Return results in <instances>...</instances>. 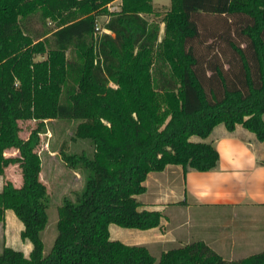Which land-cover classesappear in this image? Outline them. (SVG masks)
<instances>
[{"label":"trees","instance_id":"trees-1","mask_svg":"<svg viewBox=\"0 0 264 264\" xmlns=\"http://www.w3.org/2000/svg\"><path fill=\"white\" fill-rule=\"evenodd\" d=\"M116 1L120 11L112 12ZM153 15L152 0H0V176L11 165L22 174L20 188L0 191V224L11 211L31 246L28 256L4 247L0 264H264V251L226 262L197 241L156 258L110 239L111 225L160 227L162 213L137 200L149 174L217 169L207 141L215 127L240 125L264 144V0H172L161 39L160 26L145 18ZM203 15L220 18L221 32L201 30ZM31 17L54 24L43 35L50 40L36 43L25 31ZM207 37L227 53L210 55L206 46L199 58ZM29 120L38 127L24 140L19 122ZM51 120L77 122L74 138L91 150L64 156L84 184L58 208L44 254L48 194L35 149ZM10 150L18 155L6 157Z\"/></svg>","mask_w":264,"mask_h":264},{"label":"crops","instance_id":"crops-1","mask_svg":"<svg viewBox=\"0 0 264 264\" xmlns=\"http://www.w3.org/2000/svg\"><path fill=\"white\" fill-rule=\"evenodd\" d=\"M207 141L213 144L218 153L217 169L210 172L192 171L184 175L181 167L168 166L161 173L149 174L144 182L146 192L137 196V200L146 210L162 213L161 225L147 230L153 235L149 240L138 235L135 232L138 230H129L126 240L119 242L147 249L149 245L158 243L163 248L170 234L175 236L191 229L193 224L188 222L192 220L194 210L221 209L234 214L249 212L257 220L261 217L258 221L260 226H256L255 221L251 226L242 228V232L237 227L236 232H231L236 234L239 231V239L234 234V239H220L218 245L204 239L198 241L205 243L226 262L238 261L264 251V144L240 125L233 132L219 125ZM185 214L187 222L183 223L180 217ZM167 226H171L169 232L165 230ZM192 242H178L177 247ZM166 251L161 249L158 258ZM242 251L247 254L238 257Z\"/></svg>","mask_w":264,"mask_h":264},{"label":"rangeland","instance_id":"rangeland-1","mask_svg":"<svg viewBox=\"0 0 264 264\" xmlns=\"http://www.w3.org/2000/svg\"><path fill=\"white\" fill-rule=\"evenodd\" d=\"M152 6L155 11L153 16H145V18L152 22H156L160 26V39L163 37L164 24L162 19L167 11L172 6V0H152ZM110 11H120V1L114 2L110 5ZM104 18L98 20L97 29L101 32ZM222 20L212 16H202L201 30L210 32H221L223 28ZM54 24L46 22L44 25L38 17H31L24 23L25 31L33 37L35 42L44 41L49 35H43L54 29ZM209 35V34H208ZM205 45L198 46L196 49L199 58L207 57V52L210 50V55L223 56L226 52V47L218 39L214 40L207 37ZM210 46V49H205ZM47 52V48H46ZM36 54L33 56L34 62H42L46 59L47 54ZM70 57V53L67 54ZM228 56V55H227ZM44 131L39 134V144L35 151L41 159V172L39 179L45 185L48 194V223L45 230L41 233V239L44 246V254L49 253L57 235V210L63 204L65 199H73L74 195L81 191L84 184V177L80 171L72 169L65 161L64 156L70 154H79L82 151L89 152L91 147L87 141H82L74 138L75 128L77 122H69L63 120H51L44 122ZM20 137L24 140L28 139L30 134L37 129L38 122L20 121ZM18 154L14 150L7 151L6 157H16ZM7 183H11L14 187L20 188L22 185L21 169L18 165H11L7 167L2 176H0V191ZM192 220L189 224H193L189 231H184L182 234H170L167 237L166 244L163 248L161 244H152L148 246L154 257L158 258L161 249H174L177 248L178 242L182 241H198L204 239L208 242H215L216 245L220 243V239L225 240L234 239L235 235L240 238L242 228L251 226L255 222L256 226H260L259 220L261 217H253L249 212L234 214L232 211L221 209H208V210H194L192 212ZM184 223L187 222V215L180 217ZM187 223V224H188ZM188 224V225H189ZM173 226L172 228H175ZM234 227V228H233ZM238 227L237 233L234 235L231 231ZM171 226L166 227V232H169ZM23 230L22 223L15 217L11 211H6L4 221L0 224V252L4 247H10L16 251H21L25 256L29 255L31 246L21 240L20 232ZM138 235H142L145 240L153 238L147 231H135ZM233 234L232 236H230ZM129 235V230L119 228L115 225L110 226V239L113 241L126 240ZM179 236V237H178ZM170 237V238H169ZM230 237V238H229ZM179 239V240H178ZM178 240V241H177ZM214 244V245H215ZM215 245V246H216ZM215 248V247H214ZM216 250H218L216 246ZM247 253L243 251L237 255L238 257L244 256Z\"/></svg>","mask_w":264,"mask_h":264}]
</instances>
